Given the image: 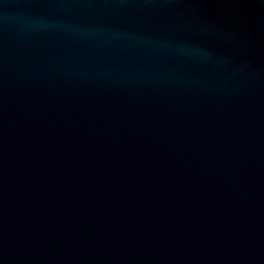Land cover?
Masks as SVG:
<instances>
[{
  "label": "water",
  "instance_id": "obj_1",
  "mask_svg": "<svg viewBox=\"0 0 264 264\" xmlns=\"http://www.w3.org/2000/svg\"><path fill=\"white\" fill-rule=\"evenodd\" d=\"M0 264H264V0H0Z\"/></svg>",
  "mask_w": 264,
  "mask_h": 264
}]
</instances>
